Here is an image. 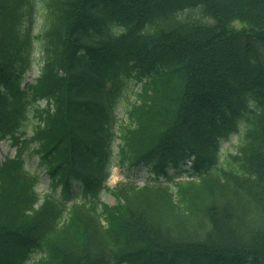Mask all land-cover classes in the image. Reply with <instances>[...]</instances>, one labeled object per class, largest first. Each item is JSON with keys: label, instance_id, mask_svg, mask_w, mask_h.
<instances>
[{"label": "trees", "instance_id": "1", "mask_svg": "<svg viewBox=\"0 0 264 264\" xmlns=\"http://www.w3.org/2000/svg\"><path fill=\"white\" fill-rule=\"evenodd\" d=\"M40 1L0 0V264H264V0Z\"/></svg>", "mask_w": 264, "mask_h": 264}, {"label": "rangeland", "instance_id": "2", "mask_svg": "<svg viewBox=\"0 0 264 264\" xmlns=\"http://www.w3.org/2000/svg\"><path fill=\"white\" fill-rule=\"evenodd\" d=\"M40 0H36V4H35V8H34V12L37 13L39 12V8H40ZM185 12V11H183ZM183 12H180V16H184L185 13ZM37 22H39V19H37ZM35 30H37V27H34ZM34 56L35 57H39V54L38 52H35L34 53ZM37 70H38V65L37 64H34L33 65V68L32 70L29 71V73L27 74V80H30L31 78H33L36 73H37ZM132 82V81H131ZM131 84V83H130ZM130 84H128L129 86H127L124 91H123V99H122V102L119 104L118 108H117V117L119 119V121L121 119H124L126 120L127 117H126V114H125V110L124 108L122 107V104H125L127 103L130 99L133 98V90L136 89V85H134L132 88H130L129 90V87H130ZM29 134V133H28ZM238 140V136L237 135H233L232 138L230 139L231 142L229 141H223L222 142V152H225V151H230L231 152H234L235 153V149H233V144H237ZM116 142H118V140H116ZM235 144V145H236ZM114 149L116 148L115 144L113 145ZM15 152V146L14 145H11L10 141L8 139L6 140H3L0 142V159L2 160L5 156L7 155H12L14 154ZM35 165H36V159L33 157L31 159H28L27 162H26V166L27 168L29 169H34L35 168ZM134 177V179L136 180V182L138 184H142L144 182V179L146 177V174H145V171L144 169L142 168H138L135 170V172L133 173L132 175ZM126 178V170L118 167V166H115V165H112L111 166V170H110V174L108 176V179H107V183L109 184V186H113L114 184H116L117 182L121 181V180H125ZM47 182H48V177L47 175H43L41 177V181L38 185V191H43V190H46L48 188L47 186ZM100 197L102 200L106 201V202H109V203H113L114 202V198L110 195L109 192H105L103 191L101 194H100Z\"/></svg>", "mask_w": 264, "mask_h": 264}]
</instances>
